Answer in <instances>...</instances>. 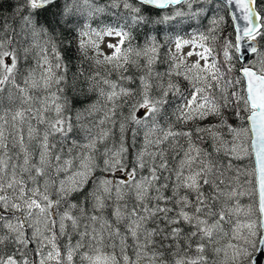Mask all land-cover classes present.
<instances>
[{
  "label": "snow or ice",
  "instance_id": "6c2138e0",
  "mask_svg": "<svg viewBox=\"0 0 264 264\" xmlns=\"http://www.w3.org/2000/svg\"><path fill=\"white\" fill-rule=\"evenodd\" d=\"M203 19L162 57L155 26ZM81 78L96 99L74 108ZM0 264H264V0H17L0 23Z\"/></svg>",
  "mask_w": 264,
  "mask_h": 264
},
{
  "label": "trees",
  "instance_id": "16d2710c",
  "mask_svg": "<svg viewBox=\"0 0 264 264\" xmlns=\"http://www.w3.org/2000/svg\"><path fill=\"white\" fill-rule=\"evenodd\" d=\"M98 3H103L104 0H97ZM61 3H63V0H61ZM17 5V0H0V23L3 22L5 18L8 19L9 23L12 22L13 18V12L16 8ZM175 7L179 6H174L173 10ZM164 14V13H161ZM224 14V13H220ZM154 15V13H153ZM18 21V17L16 18ZM113 21L112 17L108 16H101L97 20L92 21V26L93 28L97 27H103L104 24L106 23H111ZM211 27V20L210 19H203L201 21H194L192 22V27H188L187 24L183 25L182 28H173L172 25H158L155 26L156 30L152 31L151 34L155 35L157 37L158 41L165 42V47L161 48V55L162 57L165 56L166 49L171 47V44H167L166 42L168 40H175L177 37L183 38V39H188L190 38L193 34L197 32H204L206 33L207 30ZM225 31L230 32L231 27H229L228 24L224 25ZM58 36L57 39L59 40H64L65 42L71 41L72 42V47L71 49H66L64 51V55L66 57V60H70L71 66H70V72L69 76L73 73H79L82 71L85 76H87L90 72L93 71V67L90 65L88 61H85L80 54L76 50V34L74 33H69L66 30L63 29H58ZM149 29L147 28H140V29H135L133 30V39L131 41L132 46H137L141 45L144 43L145 40V33L148 32ZM168 67L167 63H157L155 65V70L159 72H164L166 68ZM129 74H135L134 69H129ZM112 79H116V74L113 73ZM138 83V81H137ZM137 85H132V87H136ZM182 88L187 87V82H182ZM86 85L83 83V78L79 81L78 87L75 91L73 90H68L67 95L72 101V105L74 108H80L91 101L95 100L96 97L94 94L88 95V96H83L80 95V92L83 88H85ZM209 122H212L211 119L208 121H204V124H207ZM230 122H236L235 120H232ZM198 122H192L187 125H181L177 124V128H193ZM236 167H248L250 170H252L254 166V162L251 158H246L243 160H236L233 162Z\"/></svg>",
  "mask_w": 264,
  "mask_h": 264
},
{
  "label": "rangeland",
  "instance_id": "374dc122",
  "mask_svg": "<svg viewBox=\"0 0 264 264\" xmlns=\"http://www.w3.org/2000/svg\"><path fill=\"white\" fill-rule=\"evenodd\" d=\"M108 38H105V40H107ZM112 39V42H115V40L113 38ZM189 50V48L187 46L184 47L183 51L186 53L187 51ZM196 59V57H192L190 60H189V63H191L192 61H194ZM6 106H7V102H6ZM199 123V122H198ZM232 123H236V122H232ZM241 169H247L249 171H251L248 167H239ZM242 179H244V177H242ZM242 202L243 203H247L248 202V198L247 197H244L242 198Z\"/></svg>",
  "mask_w": 264,
  "mask_h": 264
}]
</instances>
